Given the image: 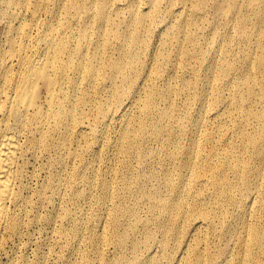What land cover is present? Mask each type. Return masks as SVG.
Returning a JSON list of instances; mask_svg holds the SVG:
<instances>
[{
  "label": "rangeland",
  "instance_id": "rangeland-1",
  "mask_svg": "<svg viewBox=\"0 0 264 264\" xmlns=\"http://www.w3.org/2000/svg\"><path fill=\"white\" fill-rule=\"evenodd\" d=\"M24 3L25 0H16L18 11ZM77 4L83 8L78 10ZM102 4L105 8L107 6L105 21L97 16L96 9ZM29 6L27 14L14 19L11 17L13 7L7 0H0V58L7 49V40L22 26L31 27L32 34L40 29V25L49 30L57 29L64 40L87 37L91 41L89 54L96 52L103 63L100 78L103 83L92 101V104L100 103L106 101L114 89L106 76L108 64L122 51L123 43L118 35L138 27L147 40L145 45L135 50L139 64L133 74L142 79L139 86L146 93L162 92L167 87L172 89L165 101L156 95L154 109L149 110V114L134 113L129 117L131 123L139 122L147 131L160 121L152 111L171 105L167 120L171 131L164 137L166 143L152 144L147 150L162 147L164 151H172L174 147H188L190 138L195 137L203 154L226 155V164L230 167L234 165L237 154L251 166L258 167L261 174L258 179L264 184V157L257 156L254 151L255 146L264 148V127L261 129L257 118L247 115L252 110L264 122V107L258 104L264 99V76L256 67L264 44V0H29ZM134 18H142L143 21L134 26L131 23ZM177 27L181 30L178 34ZM124 46L128 49L124 58H128L132 54L131 43L126 42ZM157 63L160 64L159 69L156 68ZM226 66L230 71L222 76V68ZM253 82L258 84L253 90L254 102L245 94L247 84L252 85ZM177 123L183 127L175 129ZM113 131V124L109 122L104 138L110 140ZM204 135L206 141H203ZM66 147L73 149L72 143H66ZM146 153L132 158L131 163H124L116 176L103 172L114 162L111 150L101 148L97 151L98 156L89 162L98 170V180H113L120 187L127 182L125 171L128 167L141 176L152 171L172 179L178 175L179 157L161 155L159 160L166 164L162 170L140 165ZM60 160L61 156L56 152L38 158L26 156L17 185L19 202L12 207L21 220V226L14 240L9 241L5 251L1 252L0 264H78L82 251L68 246L73 228L68 215L74 212L75 207L83 209L86 206L85 202L75 200L76 195L83 194L85 190L75 184V166L59 167L57 162ZM212 162L215 167L223 165L217 157H213ZM198 164L204 166L202 161ZM228 172L227 178L236 190L228 206L236 219L235 234L233 237L225 235L224 226L218 220L212 228L197 227L189 231L197 238L208 240L213 260L210 262L202 257L201 264H228L224 257L230 261L235 258L234 240L240 236L241 230L255 224L264 227V189L258 197L249 200L245 189L238 184L237 176L230 170ZM67 176L71 183L64 180ZM59 181L63 185L56 190ZM209 189L207 184L194 186L195 192L206 193ZM101 196V192L96 190L90 205L95 206ZM187 203L194 209L205 207L221 216L213 208L215 196L205 195L198 204L190 197ZM116 204L126 209L119 217L120 225L130 221L133 215L143 216L147 210V205L133 198L112 203L110 207ZM154 214L159 216V210ZM100 216V213H95L90 223ZM167 224L164 219L152 225L151 231L158 240H162V227ZM141 233H138L139 237ZM102 234V227L93 224L82 230L85 240ZM114 237L115 234L109 232L108 238L112 240ZM102 247L107 249L103 255L105 262L132 255L131 248L122 251L114 245L90 243V250ZM154 251L158 254V250ZM250 252L258 264H264V255L256 247L250 246Z\"/></svg>",
  "mask_w": 264,
  "mask_h": 264
},
{
  "label": "bare ground",
  "instance_id": "bare-ground-1",
  "mask_svg": "<svg viewBox=\"0 0 264 264\" xmlns=\"http://www.w3.org/2000/svg\"><path fill=\"white\" fill-rule=\"evenodd\" d=\"M7 3L13 7L11 17L14 19L30 11L29 0H25L19 11L16 0H7ZM76 6L78 10L83 8L81 4ZM96 10L100 20H107V6L99 5ZM142 21V18H134L131 23L138 26ZM39 28L35 34L29 26L16 29L13 37L7 40V49L0 58V254L5 251L7 243L14 240L21 226V220L12 207L19 202L17 185L26 156L38 158L56 152L61 156L57 166L74 165L75 184L85 190L83 194H77L75 200L85 202L86 206L83 209L75 207L74 212L68 215L73 224L68 246L82 251L78 264H201L202 257L212 262L208 240L197 238L189 231L197 227L212 228L218 220L224 226L225 235L233 237L236 219L228 206L236 190L227 178L228 170L237 176L247 198L253 200L264 189V184L258 179L260 169L251 166L238 154L232 167L226 164V155H205L195 137L190 138L188 147H174L172 151H164L162 147L147 150L152 144L166 143L164 137L171 131L167 121L171 105L152 111L160 121L147 131L141 123H131L129 117L134 113L149 114V110L154 109L156 95L159 100L165 101L172 89L167 87L162 92L146 93L139 86L142 79L133 74L139 64L135 50L145 45L147 40L138 27L118 35L123 43L122 51L108 64L106 76L114 89L106 101L93 104L103 82L100 80L102 61H99L96 52L91 55L88 52L90 39L64 40L57 29L49 30L44 25ZM180 31L177 27L176 34ZM126 42L132 46V54L128 58H124L128 51L124 46ZM262 49L256 67L264 76V44ZM156 68H160L159 63ZM222 70V76H226L230 67H223ZM257 86L255 82L247 84L245 94L248 99L253 98V90ZM262 91L264 95V83ZM258 104L264 107V99ZM247 115L257 118L259 127L263 129V120L252 110ZM109 122L113 124L114 131L112 138L106 140L104 135ZM182 127L180 123L175 125V129ZM202 138L207 140L205 135ZM66 143H72L73 149H68ZM103 147L112 151L114 161L103 170L106 174L116 176L124 163H131L132 158L147 151L140 165L165 170L166 164L159 157L166 154L170 158L179 157L180 171L172 179L155 171L141 176L128 167L125 171L127 182L120 187L113 180H98V170L89 162L98 156L97 151ZM254 151L257 156L264 157L261 146H255ZM213 157H217L223 165L215 167ZM201 161L204 166L198 164ZM64 180L71 183L69 176ZM197 184H207L210 189L206 193L195 192ZM62 185V182H57L56 190ZM96 190L102 196L92 206L89 201ZM205 195L215 196L216 205L213 208L221 216L205 207L194 209L187 203L192 197L198 204ZM126 198L147 205V210L143 216L133 215L130 221L120 225L119 217L126 209L117 204L112 208L110 206ZM155 210H159V216H155ZM95 213L101 216L90 223ZM164 219L168 224L162 227L163 238L158 240L151 227ZM89 224L102 227L103 234L85 240L82 230ZM109 232L115 234L114 239L108 238ZM140 232L142 235L139 237ZM94 242L102 246L103 243L114 245L122 251L131 248L132 255L105 262L103 255L107 249L90 250V243ZM234 243L235 258L230 261L225 256L226 263L258 264L251 256L250 246L264 255V227L257 224L244 227ZM154 250H158V254Z\"/></svg>",
  "mask_w": 264,
  "mask_h": 264
}]
</instances>
